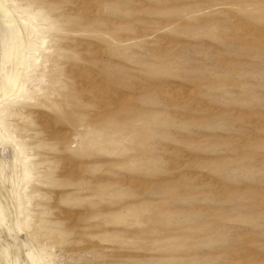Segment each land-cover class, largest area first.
<instances>
[{
	"label": "rangeland",
	"instance_id": "374dc122",
	"mask_svg": "<svg viewBox=\"0 0 264 264\" xmlns=\"http://www.w3.org/2000/svg\"><path fill=\"white\" fill-rule=\"evenodd\" d=\"M0 2V264H264V0Z\"/></svg>",
	"mask_w": 264,
	"mask_h": 264
},
{
	"label": "bare ground",
	"instance_id": "6f19581e",
	"mask_svg": "<svg viewBox=\"0 0 264 264\" xmlns=\"http://www.w3.org/2000/svg\"><path fill=\"white\" fill-rule=\"evenodd\" d=\"M4 2L5 3H8V2H6V0H4ZM12 3H14V2H12ZM7 5V4H6ZM5 4H3V3H1L0 2V8L1 9H3L4 11H5V13H7V14H9L8 16H6V17H10V21L9 20H7V22H11V27L10 28H6L7 30L5 31L4 30V32L2 31L1 32V39L2 38H4V39H7V40H9V41H12V39H13V36H17L18 37V35H20V36H23V34H26V32H27V27L28 28H31V29H36V30H38L37 29V26L36 25H30L29 24V22H27V20H25V19H23L21 22H20V20L18 21V19H16V16H14L15 18H14V20H15V23L17 22V24H12V22H14L13 21V15H15V14H13V9H14V7H12V6H6ZM0 11H2V10H0ZM12 11V12H11ZM14 11H17V8H15L14 9ZM3 12V11H2ZM1 13V12H0ZM20 13V12H19ZM2 15H3V13H1ZM0 14V15H1ZM22 14V13H21ZM16 15H18V14H16ZM1 18H3V17H1ZM5 18V17H4ZM4 18H3V20H4ZM18 18H19V16H18ZM26 18V17H25ZM7 19V18H6ZM29 19V18H28ZM0 20H2V19H0ZM3 20L1 21V22H3ZM6 22V21H5ZM5 22H4V24H5ZM24 23V26H22L21 24H23ZM8 24V23H7ZM0 25H2V24H0ZM13 25H15V26H13ZM3 26H1L0 28H2ZM33 30V31H34ZM30 31V30H29ZM21 33H22V35H21ZM29 34V33H28ZM31 36V35H30ZM24 37V36H23ZM27 37V36H26ZM19 38H21V37H19ZM18 38V39H19ZM30 38V37H29ZM28 40V39H27ZM26 40V42H25V40H23L24 42H23V44L25 43V45L23 46V44H22V46L21 47H23L22 48V50H23V56L21 55L20 57V59L18 60V62H16L15 63V67H17L19 64H20V66H24V64H26V62L28 61L27 59H28V54H29V52H30V50H31V47L33 46L34 47V41L33 40H30V41H27ZM16 42V41H15ZM11 43H14V42H11ZM10 43V44H11ZM20 43V42H19ZM21 43H22V39H21ZM17 45V44H16ZM18 47V46H17ZM10 49V48H9ZM13 49V48H12ZM11 49V50H12ZM12 51H14V50H12ZM12 51H9V54H10V52H12ZM20 52V51H19ZM4 53H8V52H4ZM18 55V54H17ZM16 55V56H17ZM30 55V54H29ZM31 56V55H30ZM4 58H7V57H4ZM9 58H10V56H9ZM15 62V61H14ZM10 64V63H9ZM14 64V63H13ZM12 66H14V65H12ZM19 66V67H20ZM10 67V66H9ZM22 67H21V69H22ZM6 68V67H5ZM32 68V67H31ZM11 68H9V72L12 70H10ZM24 69V68H23ZM8 70V69H7ZM2 71V70H1ZM21 71V70H20ZM25 70H23V72H24ZM5 72V71H4ZM3 72V73H4ZM7 72V71H6ZM12 72V71H11ZM18 72H19V70H18ZM23 72L22 73H20V74H22V78H23ZM8 74V73H7ZM14 74H15V72H14ZM5 75V74H4ZM16 75V74H15ZM9 76H11V75H9ZM25 76V75H24ZM8 77V76H7ZM17 77V76H16ZM19 77H21L20 75H19ZM2 78V77H1ZM3 79V78H2ZM14 79H16V78H14ZM5 80V79H4ZM4 80H3V82H4ZM2 81V80H1ZM23 81V80H22ZM6 82V81H5ZM9 82H10V86L13 88V78H11L10 80H9ZM15 82V81H14ZM17 82V81H16ZM3 84V83H2ZM5 84V83H4ZM8 85V84H7ZM11 88V89H12ZM14 88H16V91H19L18 90V85L17 84H15L14 85ZM21 89V88H20ZM13 90L14 89H12V93H13ZM31 91V90H30ZM21 96V95H20ZM9 100V99H8ZM2 119V110H0V120ZM0 124H2L1 122H0ZM0 128H1V125H0ZM3 128V127H2ZM4 133V132H3ZM0 134H2V133H0ZM10 134V133H9ZM8 143V142H7ZM16 146V145H15ZM15 157V156H14ZM16 158H17V156H16ZM15 158V159H16ZM26 165V164H25ZM19 170V169H18ZM17 199V198H16ZM16 209V208H15ZM39 253V252H38Z\"/></svg>",
	"mask_w": 264,
	"mask_h": 264
}]
</instances>
